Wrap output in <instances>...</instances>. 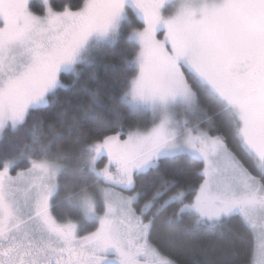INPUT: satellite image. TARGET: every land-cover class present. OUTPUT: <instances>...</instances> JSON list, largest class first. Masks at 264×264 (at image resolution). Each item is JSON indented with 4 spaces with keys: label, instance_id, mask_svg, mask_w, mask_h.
Wrapping results in <instances>:
<instances>
[{
    "label": "snow or ice",
    "instance_id": "1",
    "mask_svg": "<svg viewBox=\"0 0 264 264\" xmlns=\"http://www.w3.org/2000/svg\"><path fill=\"white\" fill-rule=\"evenodd\" d=\"M117 48L120 102L158 119L89 145L91 171L114 187L101 188L100 207L82 197L79 219L53 206L58 165L0 156V264H176L153 241L170 208L169 229L187 218L186 234L217 237L193 264H264V0H0V130L37 116L51 127L74 99L89 118L96 54ZM196 85L223 101L231 142L214 124L174 119L177 103L196 104ZM150 173L159 183L142 191Z\"/></svg>",
    "mask_w": 264,
    "mask_h": 264
},
{
    "label": "trees",
    "instance_id": "2",
    "mask_svg": "<svg viewBox=\"0 0 264 264\" xmlns=\"http://www.w3.org/2000/svg\"><path fill=\"white\" fill-rule=\"evenodd\" d=\"M61 0H53V3H60ZM34 4L39 1L34 0ZM127 29L125 28V31ZM123 43V36L120 38ZM119 47V46H118ZM88 55V53H87ZM100 67L97 70L98 81L91 86L99 85V98L92 104L89 111V118L82 117L81 112L74 106L77 100H73V105L67 106V111L63 115H58L51 127L45 119L41 125L40 118L29 117L28 122L13 129L10 125L5 127L0 137V156L16 157L20 152L35 159H48L58 163L61 170L57 178V189L52 198V203L57 211V215L72 218H81L82 208L77 197L82 194L91 196L98 207L101 206L99 188L102 182L90 170L86 162V154L89 145L99 139L107 132L116 131L121 126L124 130L139 126L143 128L140 118L129 107L120 102L124 87L122 80H118L120 51L105 50L96 54ZM105 64L110 66L106 69ZM70 86L71 82L66 81ZM199 98L194 105L191 115V123L199 124L200 127L216 125L220 130L229 136L231 142L232 130L227 123L225 115L226 108L214 93L196 85ZM85 104L87 97L81 98ZM220 113V115H217ZM93 117H95L93 119ZM33 128L38 140H33ZM47 147V155L41 151V147ZM85 156V157H84ZM105 158H100L96 167L104 165ZM180 161L164 164L160 171L164 175H169L177 168L181 167ZM160 177L155 173L148 176L138 177L137 187L143 185L142 191H151L159 183ZM163 199V198H162ZM173 209H168L156 218V226L153 231V241L160 248L161 252L170 256L176 264H193L195 260H203L204 252L209 244L216 241L217 237L213 231H205L197 236L186 234L182 229L190 224L185 218L184 225L178 226V230L173 231L165 223V218ZM235 224H228L224 229V244H227V236L230 229L234 230ZM247 240L248 237H245ZM222 264L232 257L221 256ZM224 261V262H223Z\"/></svg>",
    "mask_w": 264,
    "mask_h": 264
},
{
    "label": "rangeland",
    "instance_id": "3",
    "mask_svg": "<svg viewBox=\"0 0 264 264\" xmlns=\"http://www.w3.org/2000/svg\"><path fill=\"white\" fill-rule=\"evenodd\" d=\"M34 1V0H33ZM36 1H39V0H36ZM85 55L87 56V53H85ZM193 109H194V106L192 107H188L186 105H183V104H179L177 103L173 108H172V112H173V116H174V119L178 122V124L184 120H187L189 125L190 126H194V124L191 123V115H192V112H193ZM141 120L142 122V125H145L143 128H147L149 126V124L154 120V119H158V113L153 116L152 114H150L146 109L144 108H139L137 109L135 112H134ZM4 130V128L2 130H0V137L2 135V131ZM183 131V128H182V125H181V132ZM87 151V154H86V162L88 163V166L91 170V167H90V163H89V160H90V156H91V153L88 151V149L86 150ZM100 158H104L103 156H101ZM99 160V159H98ZM97 160V161H98ZM51 162V161H50ZM55 163V162H54ZM97 163V162H96ZM56 165H58V168H57V176H56V181H57V178H58V174L61 170V166L58 164V163H55ZM105 164V163H104ZM104 166V165H103ZM102 166V167H103ZM102 167L100 168H97V170L101 169ZM102 182V181H101ZM102 187H114L113 185H106L102 182V186L99 188V194H100V198H101V202H102V193H101V188ZM57 189V188H56ZM56 192V190H55ZM55 192H54V195H55ZM53 195V196H54ZM82 197H90L92 198L91 196L87 195V194H82L80 196L77 197V200L82 208V211H83V207H82V204H81V198ZM93 199V198H92ZM95 201V200H94Z\"/></svg>",
    "mask_w": 264,
    "mask_h": 264
}]
</instances>
